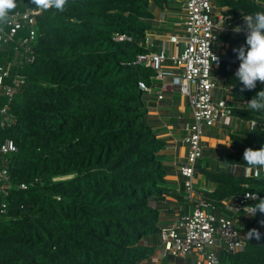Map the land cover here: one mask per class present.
<instances>
[{"label":"trees","instance_id":"1","mask_svg":"<svg viewBox=\"0 0 264 264\" xmlns=\"http://www.w3.org/2000/svg\"><path fill=\"white\" fill-rule=\"evenodd\" d=\"M218 1L227 8L229 26L264 11V0ZM161 3L65 0L62 9L37 15L33 61L14 62L11 76L3 79L12 85L18 73L24 82L14 84L11 99L0 89V108L7 104L10 117L0 126V144L10 139L16 146L0 153V168L9 176L2 195L6 211L0 214V264H141L156 251L140 241L159 233L151 201L169 190L157 157L163 143L138 87L140 80L150 84L153 71L136 60L147 51L145 33L156 29L153 6ZM14 58L12 47L0 44V66ZM218 72L230 86L235 83L223 64ZM261 87V81L253 89L241 91L239 81L231 87L246 106L230 114L256 124L231 135L228 166L249 165L245 148L264 144V112L247 106ZM205 173L217 183L205 192L215 201L244 190L264 197V177ZM258 231L260 238L248 239L243 249L221 250L219 264H264V229Z\"/></svg>","mask_w":264,"mask_h":264},{"label":"built area","instance_id":"2","mask_svg":"<svg viewBox=\"0 0 264 264\" xmlns=\"http://www.w3.org/2000/svg\"><path fill=\"white\" fill-rule=\"evenodd\" d=\"M31 3L33 0H15V3ZM212 0H184V20L182 33L170 34L167 40L180 44L181 49L172 55L162 47L159 51L149 49L151 41L145 33L144 45L146 52L137 56L136 62L150 68L153 73L150 80H164L166 75L172 77V84L178 86L179 93L188 101L192 114V123L186 127L183 142L187 145L185 162L179 167L183 180L184 205L178 207V215L166 227L159 230L161 252L171 257L192 258L193 264H219L218 255L221 250L236 252L245 247L249 239L247 232L253 228L264 229V217L251 215L249 207L255 205V199L261 198L257 192L244 190L215 201L206 197L195 188V166L202 157L201 138L204 127L215 124L219 117H228L230 109L223 99L212 96L215 86L214 72L222 65L223 58L213 49L217 41V31L222 30L227 34L232 28L223 25L230 18L220 15L216 20L212 17ZM49 8V7H48ZM43 9L36 3L15 8L9 11L8 18L0 22V44L12 47L15 58L8 61L5 67L0 66L1 93L11 97L14 94V84L24 82L23 76L18 73L12 75V85L3 83L5 77L11 76L10 69L14 62L23 65L33 61L32 47L36 42L37 15ZM222 27L219 29V27ZM239 26L246 32V23L243 19ZM122 36H120L121 38ZM215 56V59L214 56ZM169 59L173 66L172 71L163 68V61ZM141 91H148L149 84L138 81ZM161 98V94H158ZM8 105L0 108V126L10 121L7 115ZM253 119L247 120L248 128L255 127ZM16 151L14 142L10 139L0 144V153ZM240 174L245 178L264 177V167L241 166L237 163L229 165V172L233 175ZM4 184H9V176L5 167L0 168V214L6 211V203L2 195L6 193ZM26 188L25 183L19 185ZM243 222V223H241ZM246 224H251V229H245ZM154 260H156L154 258Z\"/></svg>","mask_w":264,"mask_h":264},{"label":"crops","instance_id":"3","mask_svg":"<svg viewBox=\"0 0 264 264\" xmlns=\"http://www.w3.org/2000/svg\"><path fill=\"white\" fill-rule=\"evenodd\" d=\"M184 0H162L161 5L153 6L154 19L157 23L156 29L148 30L147 34L151 41L150 50L159 51L165 47L169 55L179 52L181 45L177 47L170 43L167 37L170 34L182 33L184 20ZM212 17L216 20L220 15H228L227 8L222 6L218 0H212ZM230 16V15H228ZM223 25L227 26L225 20ZM239 25L236 24L235 26ZM235 26L225 34L222 30L217 31V41L213 46L223 58V66L227 71L235 74L238 67V59L233 48L239 47L245 42V33L234 31ZM242 38L240 41L239 38ZM163 68L172 71L174 68L171 61H163ZM215 86L212 96L223 99L231 110L235 107H245L244 101L236 97L224 77L216 70L214 72ZM148 91H142L146 107L147 117L153 128L156 137L163 143L158 150L157 157L161 160L165 171V186L169 190L151 201L152 207L158 212L157 226L159 230L168 226L178 215V207L184 205L186 210L189 206L183 201L181 194L184 178L180 174L179 167L185 162L187 145L183 142L186 135V127L192 123V114L187 99L178 91V86L172 84V77L166 75L164 80H150ZM161 94V98L158 97ZM248 128L247 121H244L232 114L228 117H219L213 126L204 127L201 138L202 157L196 163L194 184L195 188L205 195L211 192L217 185L206 175V171L214 173H225L229 171L228 163L224 156L231 154V135ZM240 174V169L237 174ZM142 244L156 246V251L141 264H193V259L171 257L163 254L160 249L159 233L156 236L144 237ZM218 255L217 250H214ZM154 258L156 260H154Z\"/></svg>","mask_w":264,"mask_h":264},{"label":"clouds","instance_id":"4","mask_svg":"<svg viewBox=\"0 0 264 264\" xmlns=\"http://www.w3.org/2000/svg\"><path fill=\"white\" fill-rule=\"evenodd\" d=\"M33 2L42 8L62 9L65 0H33ZM15 6V0H0V22L8 18L9 11ZM244 20L246 23L245 42L239 47L233 48L239 61L233 79L235 83L239 81L242 84L241 91L255 88L257 81L264 82V11L244 15ZM221 27L222 24L219 29ZM234 31H241V27L235 26ZM247 106L253 111L264 112V87H261L247 101ZM243 158L254 168L264 167V144L258 148H245ZM255 200L257 203L249 207L248 212L251 215H255L257 211L264 213V197ZM261 223L264 224V221ZM247 234L249 239L252 237L259 239L261 236V233L255 228L249 230Z\"/></svg>","mask_w":264,"mask_h":264},{"label":"rangeland","instance_id":"5","mask_svg":"<svg viewBox=\"0 0 264 264\" xmlns=\"http://www.w3.org/2000/svg\"><path fill=\"white\" fill-rule=\"evenodd\" d=\"M190 109V108H189Z\"/></svg>","mask_w":264,"mask_h":264}]
</instances>
